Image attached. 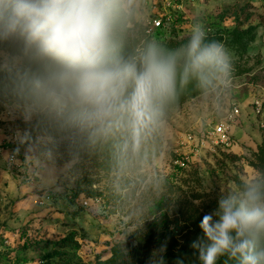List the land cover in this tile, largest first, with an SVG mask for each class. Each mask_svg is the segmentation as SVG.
I'll return each instance as SVG.
<instances>
[{
  "label": "rangeland",
  "instance_id": "1",
  "mask_svg": "<svg viewBox=\"0 0 264 264\" xmlns=\"http://www.w3.org/2000/svg\"><path fill=\"white\" fill-rule=\"evenodd\" d=\"M197 22L223 35L227 82L172 108L141 136L128 132L115 153L110 138L63 132L71 127L64 118L0 87V264H159L161 255L163 264H201L192 245L204 240L202 217L237 178L261 173L253 162L264 139V0H139L118 38L179 40ZM249 27L254 37L238 42L233 30ZM233 102L240 113L230 143L202 141ZM117 155L120 163L100 165ZM217 264L238 262L225 254Z\"/></svg>",
  "mask_w": 264,
  "mask_h": 264
},
{
  "label": "clouds",
  "instance_id": "2",
  "mask_svg": "<svg viewBox=\"0 0 264 264\" xmlns=\"http://www.w3.org/2000/svg\"><path fill=\"white\" fill-rule=\"evenodd\" d=\"M138 5L139 0H0V87L31 107L51 109L81 133L107 132L118 120L139 133L159 118L178 83L195 79L206 88L215 80L227 82L230 54L200 22L178 49L148 43L123 57L120 27ZM199 228L204 240L192 246L201 264H217L225 254L238 264H264V173L243 177L219 197Z\"/></svg>",
  "mask_w": 264,
  "mask_h": 264
},
{
  "label": "trees",
  "instance_id": "3",
  "mask_svg": "<svg viewBox=\"0 0 264 264\" xmlns=\"http://www.w3.org/2000/svg\"><path fill=\"white\" fill-rule=\"evenodd\" d=\"M248 32H250L249 37H248V39L250 40L254 37V33L252 32V27H249L246 30H239L238 28L233 30V33L236 37V40L238 42H242V43H244L242 41L243 36L245 34H247ZM142 38H143V40H142ZM209 38L214 39V40H218L221 43L224 40L223 35L218 34V33L209 34ZM186 40H187V37L179 39V40H176V39L155 40L149 35L143 36L140 38H133L129 41L124 40L122 38H119L120 45H121L120 52H121V55L123 57L127 58V57L133 55L138 48H140V47H142L148 43H155L164 49L174 50V49L180 48L183 44H185ZM240 73L241 72H237V74H240ZM216 81L217 80H215L209 87H206V88L201 87L199 82L196 81L195 79L191 80L187 84L178 83L175 97L172 100L164 103V105L162 106L161 115L159 116V118L154 123L150 124L147 128L141 129L139 131V133H134L132 131V129L128 127L127 122L125 120H118V121L114 122L112 124L110 130L107 132H101V134H100V133H98V131L90 130V133L95 135V136H99V138H101V139L110 138V140H107V141L111 144V146L109 147V149L107 151L115 153L121 149V146H123L125 143H127L128 135H126V134L128 132L132 131V133H134L135 136H141L143 132L152 128L153 126L158 124L160 121H162L169 114V112L172 108L182 104L186 100L200 94L201 92H204L205 90L212 88ZM74 130H76V129H74L71 126L69 128L64 129L63 132H69V131H74ZM256 157H257V161H255L253 163L259 167L261 173H264V139L261 142V144H259V146H258V152H257ZM120 162H121V158H120V156L117 155V156H114L112 158V160H110V158L106 157L105 159L101 160L100 165L103 168H110L112 166V163H120ZM240 180L241 179H239V178H237V180H236V183L238 186H239ZM171 253L173 255H179V252L177 253V252L171 251ZM168 254L169 253H167L165 255H168ZM163 259H164V257H163Z\"/></svg>",
  "mask_w": 264,
  "mask_h": 264
},
{
  "label": "built area",
  "instance_id": "4",
  "mask_svg": "<svg viewBox=\"0 0 264 264\" xmlns=\"http://www.w3.org/2000/svg\"><path fill=\"white\" fill-rule=\"evenodd\" d=\"M155 23L157 25L161 24V19H156ZM240 113V105L237 102H233V104L228 109L226 116L224 119L219 121H215L212 125H210L206 130L202 133L203 138L202 141H212L217 144H228L230 143V134L229 128L230 123L235 120V118ZM189 138L195 139L193 134H189ZM12 158H15L14 154H11Z\"/></svg>",
  "mask_w": 264,
  "mask_h": 264
}]
</instances>
